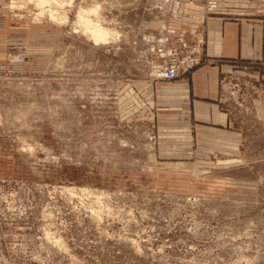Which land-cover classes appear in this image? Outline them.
I'll list each match as a JSON object with an SVG mask.
<instances>
[{"label": "rangeland", "instance_id": "1", "mask_svg": "<svg viewBox=\"0 0 264 264\" xmlns=\"http://www.w3.org/2000/svg\"><path fill=\"white\" fill-rule=\"evenodd\" d=\"M208 1L73 0L59 25L0 0V264H264V124L244 73L238 144L199 136L147 86L168 82L152 63ZM95 4L118 40L73 31Z\"/></svg>", "mask_w": 264, "mask_h": 264}, {"label": "crops", "instance_id": "2", "mask_svg": "<svg viewBox=\"0 0 264 264\" xmlns=\"http://www.w3.org/2000/svg\"><path fill=\"white\" fill-rule=\"evenodd\" d=\"M192 5L186 8L185 16L192 20L187 24L191 28L205 27L208 61L187 77L161 84L151 82L147 86L160 92L158 104L161 108L165 107L168 112L178 111L180 118L185 120L181 123L194 127L199 136L229 135L227 138L235 141L225 142L238 144L241 133L229 130L234 117L230 114V102L223 96V80L226 73L238 75L237 72L245 71L242 76L247 93L251 95L253 106L259 104L264 124V13L259 12V8L264 7V0H210L208 5L203 4L204 7L199 3ZM183 31L186 38L192 37V31ZM148 98L150 109L156 108L154 95ZM235 147L232 148L237 152L239 148Z\"/></svg>", "mask_w": 264, "mask_h": 264}, {"label": "built area", "instance_id": "3", "mask_svg": "<svg viewBox=\"0 0 264 264\" xmlns=\"http://www.w3.org/2000/svg\"><path fill=\"white\" fill-rule=\"evenodd\" d=\"M205 45V27L195 30L193 38L189 41L184 34L179 36V42L172 45L170 50L163 53L159 59L152 63L151 75L153 79L172 81L187 77L195 68L208 61ZM25 60V52H20L13 57V61L17 64H23ZM244 70H246L245 67ZM234 74L233 72L226 73L223 80V96L227 102H229L231 95L243 90V84L239 81L238 76ZM194 199L196 200V198Z\"/></svg>", "mask_w": 264, "mask_h": 264}, {"label": "bare ground", "instance_id": "4", "mask_svg": "<svg viewBox=\"0 0 264 264\" xmlns=\"http://www.w3.org/2000/svg\"><path fill=\"white\" fill-rule=\"evenodd\" d=\"M13 1V0H12ZM16 1V0H15ZM73 1V0H72ZM21 2V1H20ZM32 2H35L36 4L37 3H40L41 2V0H32ZM67 1L66 0H47V3L45 4V7L43 8V9H41V11H44V13H45V15L44 16H46V11L48 12L47 13V18L50 20V21H52V22H55V21H53L52 19H51V17H52V15L53 14H55L56 15V17H57V19H59L60 17H63V16H67V19H68V23H69V17H68V11L67 10H65L64 9V7L63 8H61L60 7V4H64V5H66L65 3H66ZM27 5V4H26ZM97 4H95V5H93V6H90V7H80V9L81 8H83V9H85V10H89V9H91V8H94L95 6H96ZM47 6H49V8L48 9H46V7ZM102 8V7H101ZM16 9V8H15ZM80 9H78L79 11H78V13L80 12ZM40 11V12H41ZM78 13H77V20H76V28L78 27V28H80L81 30L80 31H83V32H85L86 30H87V28L89 27V26H91L92 27V31H100V30H103L104 32H107L108 33V39H109V41H111V39L113 38L112 37V33H114L113 32V30L112 29H110V28H108V27H106V26H104L101 22H100V19H98L99 17H96L97 19L95 20V19H92L90 16H85V19H84V22L83 23H77V21H78ZM100 14V13H99ZM44 16H42V17H40V18H44ZM93 16V15H92ZM97 16H99V15H97ZM101 17V16H100ZM40 18H39V20H40ZM88 22H90V25H89V23ZM56 23V22H55ZM56 24H59V23H56ZM59 25H63V24H59ZM96 25H99V29H97L95 26ZM77 32V31H76ZM117 33V32H116ZM92 35V33L91 32H89L88 33V38L90 37ZM95 45H97L96 43H95V39H90ZM110 43V42H109ZM101 44H105V43H100L99 45H101ZM98 45V46H99ZM83 191H85L86 193H92L93 195H95L96 196V194L95 193H93V191L92 190H88V189H85V190H83ZM100 194V193H99ZM104 194V193H103ZM106 195V194H105ZM103 196V195H102ZM101 196V197H102ZM97 197H98V195H97ZM100 197V196H99ZM98 200V199H97ZM93 201V200H92ZM100 203V202H99ZM98 203V204H99ZM92 205V204H91ZM99 206V205H98ZM96 207V206H95ZM107 207H109V206H107ZM106 207V208H107ZM98 208H100V209H95L94 207L91 209L92 210V212H93V215H96L97 217H99V220L101 221L102 220V215H103V213H102V209H101V207H98ZM103 208V207H102ZM111 208V207H110ZM108 209V208H107ZM106 209V210H107ZM104 210V209H103ZM113 210V209H112ZM108 211H110V210H108ZM107 211V212H108ZM111 214V213H110ZM62 238H58V242H62V240H61ZM135 241V240H134ZM60 242V244H62ZM138 244V243H137ZM140 248V247H139Z\"/></svg>", "mask_w": 264, "mask_h": 264}, {"label": "clouds", "instance_id": "5", "mask_svg": "<svg viewBox=\"0 0 264 264\" xmlns=\"http://www.w3.org/2000/svg\"><path fill=\"white\" fill-rule=\"evenodd\" d=\"M29 2H32V0H29ZM47 3V0H41L40 3H37L36 4V7L37 8H41L43 9L45 7V4ZM67 3H68V6L70 7L71 4H72V0H67ZM65 5L64 4H60V7L63 8ZM9 7L15 9V8H24L26 7L25 4H17L15 2V0H13V2L9 5ZM100 9H101V5L97 4L94 8H91L89 10H85L83 8L80 9V12L78 13V21L77 23H83L84 22V19H85V16H91V15H98L99 12H100ZM45 13L44 11H41L37 14L36 16V21L38 22L39 21V18L44 16ZM51 19L53 21H55L56 23H59V24H67L68 23V19H67V16H63V17H60L59 19H57L56 15L53 14ZM89 25H90V22H88ZM97 29H99V25H96L95 26ZM73 31H77L79 32L80 29L79 28H74ZM91 32L92 35L89 37L90 39H95V43L97 45H99L100 43H109V39H108V33L107 32H104L103 30H100V31H92V27L89 26L87 28V30L84 32V35H88V33ZM112 37L114 40H118L120 38V34L119 33H112Z\"/></svg>", "mask_w": 264, "mask_h": 264}]
</instances>
